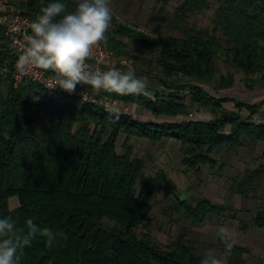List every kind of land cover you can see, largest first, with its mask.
Wrapping results in <instances>:
<instances>
[{"label": "trees", "instance_id": "1", "mask_svg": "<svg viewBox=\"0 0 264 264\" xmlns=\"http://www.w3.org/2000/svg\"><path fill=\"white\" fill-rule=\"evenodd\" d=\"M212 1L217 2L212 27L188 23L191 14ZM51 2L55 0H21L18 7L37 14ZM60 2L67 3L71 11L77 1ZM165 12L163 4L159 17ZM173 18L174 28L184 34L181 37L148 35L116 23L113 15L111 24L116 26L106 33L108 45L126 55L128 43L120 36L143 38L150 52L157 53L154 64L158 71L149 75L163 90L161 94L155 91V99L107 94L157 116L177 117L187 115L193 105L206 107L213 113L209 120L159 122L127 113L115 119L101 107L60 91H52L60 99H46L48 90L30 79L15 86L12 69L16 55L0 26V218L11 216L17 228L25 230L26 220L32 219L40 227L63 234L51 246L46 237L38 235L24 249L21 264H200L205 251H196L186 239V230L168 245L149 231H136L135 227H144L150 218L164 172L148 176L137 188L146 164L135 154L130 140L136 136L156 142L179 141L181 162L188 171L216 166L215 155L224 150L236 152L264 142V122L253 119L264 99L249 104L218 97L205 86L216 79L218 60L234 66L240 75L220 74L215 91L232 87L239 79L252 89L256 76L264 78V0H182ZM131 58L135 65L146 64L148 73L153 71L152 60ZM5 66L8 70H3ZM185 93L189 94L188 103ZM229 101L234 109L225 106ZM243 109L248 114L244 115ZM121 133L125 139L118 151ZM263 182L264 148L260 162L235 177L231 187L248 198ZM169 193L170 202L162 211L168 216L183 214L194 226L213 216L236 218L240 211L231 201L215 202L206 196L191 201L175 186ZM13 197L19 201L16 208L9 205ZM252 224L264 226V204L258 206ZM247 250L235 243L227 264H251L244 258Z\"/></svg>", "mask_w": 264, "mask_h": 264}, {"label": "rangeland", "instance_id": "2", "mask_svg": "<svg viewBox=\"0 0 264 264\" xmlns=\"http://www.w3.org/2000/svg\"><path fill=\"white\" fill-rule=\"evenodd\" d=\"M15 5H19L21 0H11ZM77 1V0H76ZM182 0H110V7L113 9V15L116 18V23L125 24L136 31L145 32L148 35L156 36L160 34L183 36L184 34L174 28V18L176 8ZM165 5L166 12L159 17L160 7ZM217 6V2L212 1L211 4L202 11L195 12L188 17V23L198 27H212V19ZM116 24H111L110 28H115ZM128 43V48L124 54L126 56L136 55L142 58L152 60V70L147 72L146 64H133L135 74L138 78H147L148 89L159 94L162 92V86L158 84L156 79L149 74H156L158 67L154 64L156 52H150L143 38L139 36H120ZM133 61V59L131 58ZM217 77L216 79L205 86L213 88L217 83L220 74L233 73L240 75L238 70L232 65L225 64L222 60L217 61ZM141 73H137L136 71ZM145 72V73H144ZM237 85L233 93L237 94L244 100L242 92V81L239 79L235 82ZM212 91V90H211ZM246 92V91H245ZM251 93V92H250ZM247 91V95L250 94ZM186 94V98L189 96ZM44 97L46 99H60L59 95L51 91H46ZM129 113L133 117L142 120H153L155 115H149L147 109L135 103H129ZM225 106L233 107V102L225 103ZM200 108V109H199ZM198 105H193L189 108L187 115H182L183 118H195L198 110L201 115L198 119L205 117H213L210 109ZM206 108V109H205ZM245 113L248 111L243 109ZM207 112H209L207 114ZM255 114V113H254ZM261 116V115H260ZM196 118V119H197ZM161 120V119H158ZM125 139V134L121 133L118 137V151L122 150V143ZM130 142L134 146V152L141 157L146 164L145 169L140 173L136 187L139 188L143 181L150 175L156 174L157 171L164 172V181L161 189L153 198V208L150 218L145 226L135 227L138 233L149 231L153 237L159 242L168 245L175 240L184 230H186V239L192 241V245L197 252L206 251L209 248H214L217 252L222 253L221 241L217 236V231L220 227L231 229L235 235L236 244L243 245L248 248L244 253V258L248 263L258 264L264 263V226L257 227L252 224V217L255 214L258 206L264 204V182L261 184V189L253 193L248 198H243L239 193L232 189V181L235 177L242 175L245 169L252 168L260 162V156L264 148V142H259L255 148L248 146L239 148L236 152L224 150L216 154L218 163L212 167L202 165L199 170H187V167L182 164L183 148L179 141L174 139L162 140L160 142L150 141L145 138L132 136ZM224 164L223 167L221 165ZM172 186H175L182 197L191 201H197L200 197L206 196L215 202L228 203L233 202L235 208L240 211L236 218L216 217L213 216L204 223L194 226L183 215L175 213L171 216L166 215L162 208L170 202L171 195L169 193ZM13 203L18 204V198H11L9 205L12 208Z\"/></svg>", "mask_w": 264, "mask_h": 264}, {"label": "clouds", "instance_id": "3", "mask_svg": "<svg viewBox=\"0 0 264 264\" xmlns=\"http://www.w3.org/2000/svg\"><path fill=\"white\" fill-rule=\"evenodd\" d=\"M112 19L110 0H77L71 11L68 4L60 0L48 3L29 24L31 34L19 45L17 71L23 74L32 69L51 70L56 74L57 83L50 89L58 87L68 94H74L77 85H87L93 93L87 97L89 102L101 91L152 99L147 78H138L135 69L101 71L100 67L88 63L94 49L107 42L106 33ZM86 93H82V98ZM105 110L119 119L118 107L106 106ZM25 223L26 230L17 228L11 216L0 218V264H21L24 249L30 247L38 235L46 237L49 246L63 235L40 227L32 219ZM234 235L231 229L220 227L217 236L224 245L223 252L207 249L200 264H227L236 243Z\"/></svg>", "mask_w": 264, "mask_h": 264}, {"label": "built area", "instance_id": "4", "mask_svg": "<svg viewBox=\"0 0 264 264\" xmlns=\"http://www.w3.org/2000/svg\"><path fill=\"white\" fill-rule=\"evenodd\" d=\"M38 14V13H37ZM36 13H25L11 0H0V26L4 29V34L7 38L8 44L12 49V53L16 55L12 69V78L15 86L22 84L26 79H30L44 86L48 91H60L64 94L75 96L82 102L95 104L101 107L105 112L106 106L118 107L120 113H129V102L118 97L108 95L101 91L98 96L93 98V102L86 101L87 97L93 96L92 90L87 85H77L74 94L57 88L50 89L56 83V74L51 70L32 69L26 73H19L16 69V61L20 52L19 45L25 42V36L31 34L29 24L35 19ZM88 63L93 66L100 67L101 71H107L110 68H116L121 71H127L133 68V61L126 55L115 52L108 43H101L94 49L91 59ZM3 70H8L7 66ZM149 90V89H148ZM150 91V90H149ZM87 92V93H86ZM82 93L86 96L82 98ZM156 95L153 93V98Z\"/></svg>", "mask_w": 264, "mask_h": 264}, {"label": "crops", "instance_id": "5", "mask_svg": "<svg viewBox=\"0 0 264 264\" xmlns=\"http://www.w3.org/2000/svg\"><path fill=\"white\" fill-rule=\"evenodd\" d=\"M242 92L241 94L245 97V98H249L247 100H244L242 99L238 94L237 92L233 95H228V93H233L231 91H235L236 89H238L236 86V84H234L232 87H229V88H226V89H222V90H219V91H215L213 88H208L207 89L209 90L210 93L218 96V97H228V98H235L237 100H240V101H243V102H246V103H249V104H257L259 102H261L263 99H264V78H260L258 76H256V84L254 85V87L252 89H249L245 86V84L243 83L242 81ZM212 90V91H211ZM246 91V92H245ZM247 91H249L250 94L247 95ZM187 103L189 102V96L186 98L185 100ZM131 104V103H130ZM227 108L229 109H234L235 107H230L228 106ZM200 109V108H199ZM201 109L203 110L204 108L201 107ZM206 109V108H205ZM196 111V117L195 118H191V119H196L197 117L199 118V116L201 115V113L198 111V110H195ZM147 112L149 113L150 116L153 115V113L149 110H147ZM244 115L248 114L245 113L243 110L241 111ZM209 112H207L208 114ZM261 115V116H260ZM197 118V119H198ZM212 117H205V119H200V120H209L211 119ZM158 119H161V120H158ZM178 119H183L182 115L180 116H177V117H171V116H167V115H155V119H153V121H168V120H178ZM253 119L255 121H258V122H264V105H262L259 110L253 115ZM19 205V201H18V204L17 203H13V207L12 208H16L17 206Z\"/></svg>", "mask_w": 264, "mask_h": 264}]
</instances>
